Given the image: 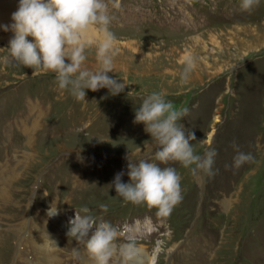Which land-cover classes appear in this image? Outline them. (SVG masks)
Returning a JSON list of instances; mask_svg holds the SVG:
<instances>
[{"label":"rangeland","instance_id":"rangeland-1","mask_svg":"<svg viewBox=\"0 0 264 264\" xmlns=\"http://www.w3.org/2000/svg\"><path fill=\"white\" fill-rule=\"evenodd\" d=\"M105 3L118 49L109 76L127 87L115 96L85 90V101L59 90L54 73L2 63L14 37L4 27L17 9L0 5V264H94L67 235L84 206L117 229L118 246L134 239L137 251L145 248L148 264H264V0L251 11L241 0ZM90 38L85 67L95 71L99 36ZM189 58L195 68L182 83ZM154 91L188 110L181 123L195 134L197 154L217 153L211 176L160 165L181 178L183 199L168 217L125 203L112 186L121 172L129 182L128 156L152 157L151 136L134 121ZM238 151L254 159L236 168ZM54 200L58 221L47 214ZM136 221L141 227L119 232ZM39 227L57 238L48 258L51 246L36 253ZM109 264H123L119 248Z\"/></svg>","mask_w":264,"mask_h":264},{"label":"clouds","instance_id":"clouds-1","mask_svg":"<svg viewBox=\"0 0 264 264\" xmlns=\"http://www.w3.org/2000/svg\"><path fill=\"white\" fill-rule=\"evenodd\" d=\"M258 3L259 0H241L240 7L242 11H251ZM11 19L13 23L5 26L4 31L11 30L14 37L6 48L3 64L54 73L59 90L68 91L77 101H85V90L108 89L115 96L127 87L109 76L114 70L118 49L117 37L110 27L113 18L105 0H19ZM93 29L99 34L96 42L99 67L95 71L85 67L86 36ZM194 68L192 58L184 62L182 83L187 82ZM133 93L130 91L128 96ZM141 100L134 122L142 123L150 134L152 157L133 161L128 156L129 182H122L121 172L115 176L112 186L125 203L144 204L156 209L158 216L168 217L183 199L181 178L174 167L160 165L177 162L193 173L203 171L211 176L217 153L208 150L201 156L195 152L192 144L195 134L186 131L181 123L187 115L186 108L177 109L162 92L154 91ZM253 159L250 153L238 151L234 166L239 168ZM55 205L54 200L47 213L50 217L58 214ZM100 209L106 212L107 205L101 204ZM91 212L87 206L75 212L69 221L68 237L84 247L94 264H109L118 248L123 264H129L137 251L135 240L129 239L118 246L117 229L103 219L98 220ZM49 242L55 244L50 239ZM72 252L78 256L79 248L74 247Z\"/></svg>","mask_w":264,"mask_h":264},{"label":"bare ground","instance_id":"bare-ground-1","mask_svg":"<svg viewBox=\"0 0 264 264\" xmlns=\"http://www.w3.org/2000/svg\"><path fill=\"white\" fill-rule=\"evenodd\" d=\"M9 1H11V0H9ZM18 0H15L14 2H17ZM1 4H3L5 7H10V8H12V9H17V8H15L16 6V3H9L8 2V0H0V5ZM87 36L88 37H94V36H99V35H96V31H94V29L93 30H91L88 34H87ZM213 36V35H212ZM211 37V36H210ZM90 38V39H91ZM30 109V108H29ZM38 112V111H37ZM40 113V112H39ZM40 114H42V113H40ZM29 117V116H28ZM37 119H38V116H37ZM36 122V121H35ZM23 127V126H22ZM31 128V127H30ZM209 139H211V135H210V137H209ZM65 146V145H64ZM62 148H64V147H62ZM26 154V153H25ZM31 158V157H30ZM21 174V173H20ZM1 192H4L3 190L1 191ZM6 192V191H5ZM3 194V193H2ZM4 197H6V199H4L3 201H5L6 202V200L8 199V195L7 196H3L2 198H4ZM7 205V204H6ZM58 212V214L57 215H55V216H53V218H54V220L55 221H58L56 218L58 217V215H59V211H57ZM38 219V218H37ZM34 221V220H33ZM23 223H24V221H23ZM32 223H34V222H32ZM59 223L61 224V226H63V223H64V217L62 216V220L61 221H59ZM36 224H38V223H36ZM41 224V223H40ZM35 225V224H34ZM39 225V224H38ZM41 226H43L42 224H41ZM34 227V226H33ZM37 227V226H36ZM65 227V226H64ZM62 228V227H61ZM37 230L39 231V234H40V238H43L44 240L43 241H35V245L34 246H36L37 248V250H36V253H38V252H41L43 255H44V253H45V247L48 245V246H51V247H49L48 249H47V258L49 257V254H50V250L51 249H55V244H56V241H57V238H56V236L54 235V233L48 228V227H45L44 229H42V228H37ZM56 232V231H55ZM61 233V232H60ZM62 236V235H61ZM49 239L51 240V241H54L55 242V244H52V243H50L49 242ZM60 241V240H59ZM65 252V251H64ZM41 253H39V254H41ZM46 256V255H45ZM45 256H44V259H45ZM41 257V256H40ZM53 257V256H52ZM54 257H56V256H54ZM144 257V258H143ZM41 259L43 260V258L41 257ZM142 259H144V260H142ZM49 260V259H48ZM84 261V260H83ZM131 261H140V262H137L136 264H148V261H149V258H148V254H147V252H146V250H145V248H140V250L139 251H136V253H135V255H134V258L131 260ZM49 262V261H48ZM43 264H45L44 262H42ZM88 263V262H87ZM160 262L158 261L156 264H159Z\"/></svg>","mask_w":264,"mask_h":264}]
</instances>
